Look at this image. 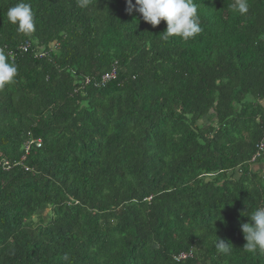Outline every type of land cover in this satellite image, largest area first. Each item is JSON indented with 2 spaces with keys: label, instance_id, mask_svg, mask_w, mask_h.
Here are the masks:
<instances>
[{
  "label": "trees",
  "instance_id": "obj_1",
  "mask_svg": "<svg viewBox=\"0 0 264 264\" xmlns=\"http://www.w3.org/2000/svg\"><path fill=\"white\" fill-rule=\"evenodd\" d=\"M19 2L0 0L18 67L0 88V264H264L240 230L264 206V0H194L187 41L125 0H24L23 34Z\"/></svg>",
  "mask_w": 264,
  "mask_h": 264
},
{
  "label": "clouds",
  "instance_id": "obj_2",
  "mask_svg": "<svg viewBox=\"0 0 264 264\" xmlns=\"http://www.w3.org/2000/svg\"><path fill=\"white\" fill-rule=\"evenodd\" d=\"M80 2L81 6H84L87 0ZM125 2L129 14L133 11L138 12L143 21L152 27L164 21L166 30L163 34L166 39L179 37L187 41L194 39L203 31L194 0H135L134 4L132 0ZM234 7L240 14H246L249 10L248 0H236ZM6 15L8 21L16 26L20 33L32 34L36 31L35 13L30 3L20 0L9 7ZM17 75V65L9 59L5 49L0 47V88L15 83ZM247 216L250 222L240 225L246 241L243 248L251 254L264 251V206L257 207ZM216 246L223 254H230L233 249L231 243L223 240H217Z\"/></svg>",
  "mask_w": 264,
  "mask_h": 264
},
{
  "label": "built area",
  "instance_id": "obj_3",
  "mask_svg": "<svg viewBox=\"0 0 264 264\" xmlns=\"http://www.w3.org/2000/svg\"><path fill=\"white\" fill-rule=\"evenodd\" d=\"M25 51V49H23ZM115 76V73H114V70H112L111 72L109 73H106L104 74L101 79H100V82H95L93 83V86H98V85H102L104 84L106 81L108 80H112ZM92 81L90 79H86L84 82H83V85L84 86H87L91 83ZM264 136V134H263ZM32 144H35L36 148H39L40 146V141L39 140H36L35 142L34 141H29L28 143L25 144V147H24V156L21 157V159L19 161L23 162L28 154V151H29V148ZM261 149L264 150V144L262 143V145H260ZM5 165V164H4ZM8 169V168H7ZM27 169H25L26 171ZM187 258V255H180L176 258V261H181V260H185Z\"/></svg>",
  "mask_w": 264,
  "mask_h": 264
},
{
  "label": "rangeland",
  "instance_id": "obj_4",
  "mask_svg": "<svg viewBox=\"0 0 264 264\" xmlns=\"http://www.w3.org/2000/svg\"><path fill=\"white\" fill-rule=\"evenodd\" d=\"M42 216V218H45V213L43 214V215H41ZM34 221H35V219H34ZM36 222V221H35Z\"/></svg>",
  "mask_w": 264,
  "mask_h": 264
}]
</instances>
